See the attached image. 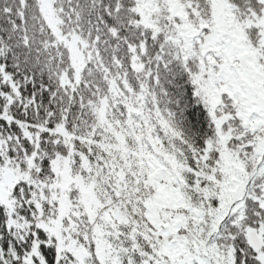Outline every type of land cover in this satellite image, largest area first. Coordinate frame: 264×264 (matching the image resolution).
I'll list each match as a JSON object with an SVG mask.
<instances>
[{
	"label": "snow or ice",
	"instance_id": "snow-or-ice-1",
	"mask_svg": "<svg viewBox=\"0 0 264 264\" xmlns=\"http://www.w3.org/2000/svg\"><path fill=\"white\" fill-rule=\"evenodd\" d=\"M0 264H264V0H0Z\"/></svg>",
	"mask_w": 264,
	"mask_h": 264
}]
</instances>
